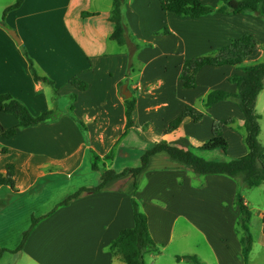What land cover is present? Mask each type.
I'll use <instances>...</instances> for the list:
<instances>
[{"label": "crops", "instance_id": "obj_1", "mask_svg": "<svg viewBox=\"0 0 264 264\" xmlns=\"http://www.w3.org/2000/svg\"><path fill=\"white\" fill-rule=\"evenodd\" d=\"M16 1L0 5V93L11 94L34 116L46 110L59 115L18 127L11 138L0 136V149L9 150L0 155V173L14 163L17 187L13 191L0 185V264H126L113 255L110 245L122 229L135 227L133 198L146 212L151 236L159 245V250L145 254L146 264H192L177 258L185 255H195L202 264H264V220L254 233L255 215L249 223L252 250L247 262L244 259L237 203L242 180L197 175L165 152L151 156L137 176L127 174L60 205L80 187L96 186L83 180L99 171L92 168L90 150L101 157L113 151L116 164L137 162L161 139L195 150L212 138L215 119L234 117L235 126L224 128L226 154L230 159L248 154L246 129H241L245 115L238 103L227 99L207 106L205 98L215 89L237 93L238 85L229 77L242 76L245 67L264 62V18L251 12L179 17L164 11L160 0H123L128 38L120 45L111 39L113 0H24L5 13ZM201 1L217 7L222 0ZM245 33L255 38L256 50L241 66H204L197 86L184 87L180 75L185 59L211 54ZM29 60L52 83L35 79ZM75 76L89 87L75 88L70 82ZM121 82L137 101L129 130ZM186 106L201 111L202 122L186 118L177 130L164 134ZM0 123L17 127L19 119L0 110ZM231 138L239 140L232 145ZM219 150L207 153V158L225 159ZM142 178L146 184L125 188V181ZM254 188L263 203L264 183ZM61 190L62 198L53 200ZM244 199L250 206V198ZM29 209L38 221L19 250L17 243L25 233L21 220ZM257 216L264 219V208H257ZM190 235L193 245H187ZM175 239L178 244L164 254Z\"/></svg>", "mask_w": 264, "mask_h": 264}, {"label": "trees", "instance_id": "obj_2", "mask_svg": "<svg viewBox=\"0 0 264 264\" xmlns=\"http://www.w3.org/2000/svg\"><path fill=\"white\" fill-rule=\"evenodd\" d=\"M24 0H17L13 5L6 10L10 11L19 7ZM161 8L164 11L172 12L179 17L198 18L213 12L224 13H245L251 12L259 17L264 18V0H222L217 7L204 4L201 0H160ZM123 0H113V9L110 20L115 24L114 32L111 39L120 45H125L128 38V27L124 22L123 16ZM88 15V12H84ZM256 50V41L252 34L245 33L240 38L233 40L231 43L219 48L217 51L195 57L185 59L180 80L186 88H195L197 86V74L204 66L221 67L224 65L241 66ZM30 61L31 69L34 77L37 80L49 81L46 77L40 76L32 62ZM245 74L242 76L234 75L229 77V80L237 83L238 92L232 93L223 89H215L208 93L205 98V104L210 106L216 102L233 99L241 108L245 115V142L249 148L248 154L239 158L227 160H209L200 156L197 152L189 149L183 143L171 144L165 139H161L146 150L141 157V163L136 167H126L121 171L113 168H107L105 161H112L114 152L111 151L107 156H98L95 151L90 150L92 159V168L94 171L99 169V162L105 160L104 170L101 176V182L92 187H80L75 193L71 194L60 205L68 204L72 199L77 198L82 193H92L100 191L108 182L121 178L127 174L137 176L148 165L151 156L154 154L165 152L171 158L178 160L189 166L197 175L207 174H224L235 179H241L243 186L249 188L258 187L264 183V146L259 142V134L261 131L259 123V114L256 111V100L259 93L264 88V62L257 63L244 68ZM129 73L127 74V77ZM52 83L51 81H49ZM71 84L78 90H86L89 84L79 78L73 77L70 80ZM124 83H119V89L122 90ZM73 99L77 95L74 94ZM126 106V130H129L134 125L133 113L136 107V98H125ZM73 110V106L71 107ZM0 110L11 113L19 119L17 127L5 128L0 123V136L5 138L13 137L18 130V127L35 126L40 123L51 121L59 114L54 110H46L40 115L34 116L27 106L14 98L9 93H0ZM204 114L191 106H186L182 112L171 120L164 130V134H169L177 130L186 118H191L195 122H202ZM84 131L87 132L86 124L78 120ZM236 119L230 117L227 119H215L212 124V138L199 145L200 150H215L220 149L225 154L227 153L229 143L224 136V128L227 125L234 124ZM7 147H1L0 155L7 153ZM0 185L8 186L11 190L16 191L15 179V164L8 163L6 172L0 173ZM237 203L240 206L241 215L238 220V225L241 231V241L243 244V254L245 262L249 258V254L253 246V236L250 231L249 223L252 218V210L245 202L243 195L237 194ZM135 227L122 229L120 234L112 241L110 249L114 256L122 259L126 264H146L145 254L157 251L158 246L151 236L148 216L142 210L139 202L133 198ZM38 219L34 218L33 225L25 232L24 240L19 247L22 249L30 232L34 228ZM178 259H187L192 264H202L195 255L178 256Z\"/></svg>", "mask_w": 264, "mask_h": 264}, {"label": "rangeland", "instance_id": "obj_3", "mask_svg": "<svg viewBox=\"0 0 264 264\" xmlns=\"http://www.w3.org/2000/svg\"><path fill=\"white\" fill-rule=\"evenodd\" d=\"M9 1L10 0H0V5H4L5 3L9 2ZM256 111L259 114V123H260V128H261V131H260V134H259V138L258 139H259V142L264 145V92H263V94L261 96V99L259 101L258 107H256ZM232 126H235V124H233ZM241 129H242V132L245 133L244 126H242ZM237 140H239V139H237V138H234V139L231 138L230 141H231L232 145H234L237 142ZM191 150H193V149H191ZM193 151L197 152L200 156H202V157H204L206 159H209V158H207L209 156H207L206 154L209 153V152H212L213 150H200V149H195ZM219 151L221 152L222 156L225 157V159H223V160H227L226 157H228L229 154L227 155V154H225L221 150H219ZM228 158L230 159V157H228ZM210 159H212V158L210 157ZM104 161L105 160H101L99 162V164H98V166H99V169L98 170L99 171L98 172H95V175L93 177L92 176H87V177L85 176V178L83 180L86 181V182H88V183H90L91 185H97L101 181L102 172L105 169L104 168L105 166L107 168H113V169H116L117 171H121V170H123L125 168L126 165H128L130 167H136V166H138L141 163V158H139V160L137 162H135V161L127 162L129 164L122 163L121 161L116 164L113 160H112L113 162L112 161H109V160H106L105 161V166L103 164ZM146 183H147V179L146 178L138 179L137 183H135V180L132 181V179H130V180H127V181L124 182V186H125L126 189H131V188L135 189V186L136 187L137 186L140 187L141 184L144 185ZM72 184H74V183H72ZM134 184H135V186H134ZM246 187L247 186L241 185V187H239V189H238L237 194L240 192L243 195V197H244V195H246V196H248L250 198V201H252L249 207L251 208L253 215H255V217H254V223H253V231H254V233H257L258 231H256V229H258L261 226V224H262V222L264 220V219H262V217L257 216V208H264V202L262 203V201H261V200H263L262 199L263 197H262L261 193H258L257 189H255V188H247L246 189ZM70 189L67 190V191H70ZM62 196H63V190L57 192L53 196V200L54 199H58V197H61L62 198ZM257 204H258V206H257ZM29 211H30V209H29ZM32 214H34V213L32 211H30V213L27 214V218H25L26 221L24 219L21 220L22 221V229L25 232L28 231L31 228V226L33 225L34 217L32 218ZM35 217L38 218L37 215ZM252 236H253V239H254L253 233H252ZM23 240H21V242H18V243L16 242L17 245H18V248L22 244V241ZM177 240L178 239H175V241L171 244L170 248L167 249V251H165L164 254H170V250L175 245L178 244V241ZM197 240H199V238H197L196 241ZM193 244H195V242L192 241V235H190L189 238H188V241H187V245H193ZM200 244L201 243H199V245ZM157 250H159V245H158V249ZM3 254H17V252L5 251Z\"/></svg>", "mask_w": 264, "mask_h": 264}, {"label": "water", "instance_id": "obj_4", "mask_svg": "<svg viewBox=\"0 0 264 264\" xmlns=\"http://www.w3.org/2000/svg\"><path fill=\"white\" fill-rule=\"evenodd\" d=\"M10 33L12 34V36L19 42V37L17 35V33L14 31V30H10ZM122 96L124 98H128V97H131L132 95V92L127 88V84H124L123 85V88H122Z\"/></svg>", "mask_w": 264, "mask_h": 264}]
</instances>
